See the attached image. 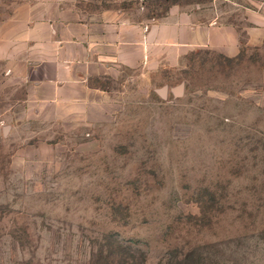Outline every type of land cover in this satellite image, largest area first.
Masks as SVG:
<instances>
[{
  "label": "rangeland",
  "instance_id": "rangeland-1",
  "mask_svg": "<svg viewBox=\"0 0 264 264\" xmlns=\"http://www.w3.org/2000/svg\"><path fill=\"white\" fill-rule=\"evenodd\" d=\"M28 7L198 12L233 25L240 51L48 105L15 46ZM0 264H264V0H0Z\"/></svg>",
  "mask_w": 264,
  "mask_h": 264
},
{
  "label": "crops",
  "instance_id": "crops-1",
  "mask_svg": "<svg viewBox=\"0 0 264 264\" xmlns=\"http://www.w3.org/2000/svg\"><path fill=\"white\" fill-rule=\"evenodd\" d=\"M28 10L14 21L24 32L15 46L23 47V62L31 66L37 94L48 105L100 102L109 95L101 82L118 79L125 71L134 82L161 80L165 70L180 66L200 49L228 58L240 51L233 25L206 21L198 12L177 9L137 23L121 11L68 21L52 12Z\"/></svg>",
  "mask_w": 264,
  "mask_h": 264
},
{
  "label": "water",
  "instance_id": "water-1",
  "mask_svg": "<svg viewBox=\"0 0 264 264\" xmlns=\"http://www.w3.org/2000/svg\"><path fill=\"white\" fill-rule=\"evenodd\" d=\"M174 93H175L177 96H181L182 93H183V84L180 85L179 87L175 88V89H174Z\"/></svg>",
  "mask_w": 264,
  "mask_h": 264
}]
</instances>
